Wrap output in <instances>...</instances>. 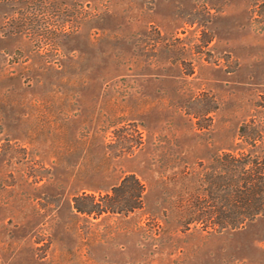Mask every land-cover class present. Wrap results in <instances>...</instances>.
<instances>
[{
  "label": "rangeland",
  "instance_id": "374dc122",
  "mask_svg": "<svg viewBox=\"0 0 264 264\" xmlns=\"http://www.w3.org/2000/svg\"><path fill=\"white\" fill-rule=\"evenodd\" d=\"M253 138L264 0L0 1V264H264V215L178 222L211 157ZM128 173L142 208L73 209Z\"/></svg>",
  "mask_w": 264,
  "mask_h": 264
},
{
  "label": "trees",
  "instance_id": "16d2710c",
  "mask_svg": "<svg viewBox=\"0 0 264 264\" xmlns=\"http://www.w3.org/2000/svg\"><path fill=\"white\" fill-rule=\"evenodd\" d=\"M117 138L115 142L124 144L121 153H126L132 147L129 138L123 134ZM241 142L243 147L228 148L212 156L187 196L179 194L178 222L183 230L195 227L207 233H222L242 229L264 215V140L253 138ZM245 147L248 148L244 150ZM202 166L198 164L199 168ZM144 189L135 174H123L104 193L82 191L73 195L72 207L93 218L127 214L142 208Z\"/></svg>",
  "mask_w": 264,
  "mask_h": 264
}]
</instances>
